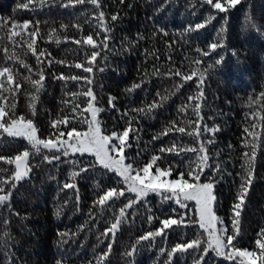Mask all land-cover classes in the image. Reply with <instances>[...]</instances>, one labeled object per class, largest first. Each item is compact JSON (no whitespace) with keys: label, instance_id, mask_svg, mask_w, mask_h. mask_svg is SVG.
Here are the masks:
<instances>
[{"label":"trees","instance_id":"obj_1","mask_svg":"<svg viewBox=\"0 0 264 264\" xmlns=\"http://www.w3.org/2000/svg\"><path fill=\"white\" fill-rule=\"evenodd\" d=\"M25 3H29V0H0V68L12 67L17 74L14 84L17 81L21 84L15 100L5 92L3 95L8 100H0V104L7 107L14 102L16 115L31 119L40 139L55 140L57 129L69 130L63 124L57 125V129L51 128L53 120L72 115L64 101L70 104L71 93L91 87L98 101L94 102L95 105L105 109L99 113L104 133H122L126 127L136 130L129 131L127 143L131 147L125 148L126 161L134 160L133 167L139 169L150 163L153 156L161 157L150 170L155 172L156 166L162 169L172 166L175 168L170 175L173 178H178L180 172L188 171L187 163L195 154L161 153L160 148L172 147L175 142L178 148L198 149L201 143L214 137V145H206L210 163L219 162L221 169L226 170L224 179L215 188V212L223 219L228 234L233 232L232 207L240 184L237 174L242 172L244 153H251L250 145L246 147L245 142L253 140L244 129L247 127L249 132L259 134L261 147L255 161V178L238 218L239 235L233 241L239 248L255 251L258 255L260 249L256 246V240L260 238V229L264 228V0H240L235 8L219 14L202 0H173L163 10H159L162 0H124L123 5L119 4V0H102V10L106 12L104 23L113 27L112 39L108 41L111 51H101L97 62L105 70L100 73L94 68L92 74H84L82 69L74 68L75 63L86 61L80 46L73 41L92 34L99 44L103 38L95 35L98 21L93 14V6L85 4L65 8L61 6V0H46L41 6L39 0H32L28 8L20 7ZM221 3L227 8V0H221ZM129 4L132 7H128ZM112 14L119 15L118 22L110 20ZM209 14L216 18L203 29L186 31L189 26L204 23ZM89 20L91 25L87 22ZM24 21L32 22L28 30L12 27L13 24L22 25ZM36 22H39V31L34 47L38 53L45 52L40 64L25 42L28 32L35 30L32 25ZM160 28L168 34L164 35ZM11 32L22 33L15 37V43L9 38ZM141 36L143 39L139 38ZM214 42L222 47L211 49L210 45ZM84 47L91 50V46ZM5 48L8 56L15 53L29 65L31 73L18 62L6 59ZM204 52L208 55H203ZM105 55L107 62L101 59ZM221 57L222 63L215 65L214 61ZM48 61H52L51 66ZM66 65H72L71 69ZM208 65L213 67L209 68ZM41 69L45 75V88L36 102L34 114L29 107L34 90L23 78L31 75L32 79H38ZM176 70L181 75H175ZM201 72H204V83L199 85ZM62 73L89 75L95 83L83 85L81 82L82 88L69 81L65 88L63 81L54 78V75ZM185 76H192V79L185 80ZM134 83L141 84V88L129 93L127 89ZM201 88L203 98L189 101L190 95L199 96ZM109 97L116 98L115 108L109 105ZM250 98L253 101L251 105ZM77 102L83 111L87 106L86 99L81 96ZM153 102L158 106L149 114L148 107ZM197 103L201 105L200 115L203 117L199 121L202 131L199 141L175 131L180 126H185L186 131L190 130L185 121L190 119L195 123L198 120L193 114ZM181 107H185L186 111L180 112ZM140 108H144L145 112L131 111ZM124 113L128 115L121 118ZM83 117L89 119V112H83ZM205 124L209 128L219 126L220 130L203 133ZM87 127V124H78L77 131L83 132ZM169 127L173 130L163 135ZM157 135L160 138L154 140L153 137ZM25 150L32 151L27 140L0 135V156L14 158ZM43 154L51 155L48 150L42 149L41 154L30 157V164L41 166L33 168L31 179L20 182L18 190H13L11 214L7 209L0 210L3 218L10 219L8 231L14 237L10 248L16 264H56L57 260H63L64 264H96L95 258L107 250L109 243H112L111 264H126L130 260H134L135 264H165L167 255L161 254L160 249L170 250L176 243L194 239L197 232L201 234L202 241L207 240L206 233L198 223L188 224L189 218L193 221L198 219L195 204L189 202L188 210H180L181 213L187 212L183 225L166 229V237L156 236L151 240V246L148 241H143L134 257H126V251L131 249L138 237L162 227L160 220L169 216L179 219V215L172 213V209L178 208V205L162 203L157 197H147V204L139 203L134 208L126 209L125 222L114 240L111 233L105 238L101 234L110 227L111 222H115L120 207L127 203L126 198L131 196L134 199V195L126 191L114 208L101 212V207L94 201L109 187H116V181L120 178L100 169L95 174L81 173L73 181L70 173L79 171L78 168H73L69 163L57 165L55 161L41 164ZM73 158L83 161L95 159L89 155H75L67 159ZM61 160L65 158L61 157ZM0 168L6 169L0 172V180L11 183L15 165L0 160ZM73 182L79 192L78 203L75 189L61 191L64 183ZM200 182H207L203 175ZM4 187L7 191L8 185ZM120 187L125 188V185ZM57 210L60 211L59 216L56 215ZM134 210L136 214L132 215ZM149 215L153 216L151 223L148 221ZM22 217L27 219L22 220ZM3 230L0 224V239H3ZM61 232H68L69 235L64 237L67 243L61 241ZM73 233H76L74 237ZM206 260L207 264H238L213 252H209ZM0 261H3L2 256ZM174 264H191V260L185 261L177 254Z\"/></svg>","mask_w":264,"mask_h":264},{"label":"snow or ice","instance_id":"obj_2","mask_svg":"<svg viewBox=\"0 0 264 264\" xmlns=\"http://www.w3.org/2000/svg\"><path fill=\"white\" fill-rule=\"evenodd\" d=\"M46 0H39V4L43 6ZM173 0H162L161 8L163 10L168 4L172 3ZM32 3V0H29V3L20 5L22 8H28L29 4ZM202 3L208 4L211 8L217 10V14L221 12H226L227 9L235 8L237 4L240 3V0H227V8L222 5L221 0H202ZM85 4H90L93 6V14L95 19L98 21V24L95 25L96 32L95 35L97 38L103 37L98 44L92 34L84 36L81 39H76L73 41L76 45L80 46V50L84 53V59L86 63L77 62L74 64L75 69H82L84 74H92L94 68L102 73L105 68L99 66L97 62V57L101 56V51L104 49H109L108 41L112 39L111 33L113 32V27L109 24L104 23L106 18V12L102 10V0H61V6L75 7L77 5L83 6ZM119 4L123 5L124 0H119ZM128 7H132L131 4ZM216 17L215 15L209 14L204 23L196 24L194 27L189 26L186 29L187 32L198 31L203 29L206 24L211 23ZM112 22L119 21L118 14H112L110 16ZM91 25V21H87ZM32 24L31 21H24L22 25L13 24L12 27H22L24 30H28ZM34 31L28 32V38L25 42L28 44V50L31 51L32 55L36 57L37 63L40 64L41 57L45 56V52H37L34 45H36V35L39 31V22L32 25ZM62 27L67 28V25H62ZM74 27H81L80 25H74ZM99 29H102L101 32ZM55 31V29H53ZM160 32H163L164 35L168 33L163 29H159ZM20 32H11L9 38L15 43V37L21 36ZM143 39V37H139ZM59 43V40H57ZM84 46H91V50ZM211 49L215 50L218 47H222L221 44L214 42L210 45ZM110 50V49H109ZM111 51V50H110ZM197 51H200L197 49ZM6 59L18 62L25 69L31 73V68L29 65L25 64L15 53L11 56H8V50L4 49ZM50 55V54H49ZM203 55H208L207 52H204ZM105 62H107V55L101 57ZM223 57L214 61L215 65H220L222 63ZM57 63H64L63 61H57ZM199 63V61H197ZM52 61H48V65L51 66ZM71 69L72 65H66ZM209 68L213 65H208ZM204 71H207L205 69ZM175 75H181L179 70H176ZM17 75L12 67H2L0 68V100L7 101L8 97L3 95V93H9L13 100H15L16 94L21 90V84L17 81L14 84V76ZM54 75V74H53ZM195 75V72L193 73ZM38 79H32L31 75L25 76L23 79L26 81L31 88L34 90L29 101V107L32 109L35 114L36 102L39 100L40 93L44 90L45 85V75L43 74V69L38 73ZM54 78L64 82L66 88L69 81L81 86L83 85H92L95 83L92 76L89 75H79L71 74L64 75L63 73ZM204 72L200 73L199 85L204 83ZM185 80H191L192 76H185ZM83 82V85L81 84ZM183 85H181L182 87ZM141 88V84L134 83L131 88L127 89L129 93L135 89ZM178 90V89H177ZM66 95L68 93L66 92ZM84 97L86 99L87 106L81 111L80 103L77 102L79 97ZM72 101L69 104L68 101H64L66 105L70 107L72 113L71 116L64 115L61 119L53 120L51 122V128L57 129V125L63 124L67 130H58V135H56L55 141L51 139H40L37 137V127L33 124L31 119H25L24 116H17L15 112L16 104L14 102L10 103L7 107L4 104H0V129L2 133H6L8 137H23L28 141V144L31 145L32 151L29 150L23 151L20 155H16L14 158H5L0 156V160H5L7 164L15 165V170L11 174V183L9 180H0V210L7 209L11 214L12 208L10 204L11 197L13 196V190H18V184L20 182H25L31 179L30 174H33V168L40 167L41 165H32L30 164V157L42 153V149L48 150L49 154H43L41 164L47 162L52 164L54 161L58 164L60 163H69L73 168H78L79 171H72L70 173V179L73 181L81 173H93L99 171L100 169L105 170L106 172L115 173L120 179L116 181V187H109L106 191H103L102 195H98L94 204H97L101 207V212L106 209H111L116 206L117 201L120 197L125 196V192L134 194V199L129 196L127 197V203L123 204V207L119 209V215L115 216V222L110 223V227L101 234L103 237L107 238L108 234H112L113 240L115 239L117 231L120 230L121 225L125 222V212L126 209L134 208L135 205L142 203L147 204V197L150 193H154L156 196L160 197L163 201H173L178 208H173L172 213L179 215V219H174L171 216L169 218L160 220L162 225L161 228L156 229L155 231H148L146 234L137 238L135 244L131 246L129 251H126L125 256L132 258L134 254L139 251L138 246H142L143 241H148L149 246H151V240L156 236L166 237V229H171L173 225L179 227L185 223L184 216L187 214L185 211L181 213L180 210H188V202H194L195 204V213L198 217L197 220L193 221L191 218L188 220V224L198 223L199 228L203 229L207 233V240L202 241L200 236L201 234L197 232L196 237L187 242L176 243L170 250L164 248L160 249L161 254L167 255V260L165 264H174V257L179 254V257L183 258L185 261L191 260V264H207L206 257L209 255V252L215 253L216 256L224 257L228 260H237L238 264H256L257 260L259 264H264V228L260 229L259 237L256 240V246L260 249L259 254L255 251H249L248 249H241L237 244H234L233 241L236 239V236L239 235V217L245 205L246 197L248 196L249 189L251 188L254 180L255 172V161L257 158V151L261 147V142L259 139V134L254 132H249V129L246 127L244 129L245 133L253 137L252 141H246L245 146L250 145L251 153H244V164L241 165L242 172L238 173L240 184L239 189L236 194V202L233 204L232 212L234 213L232 217L233 232L228 234V229L224 226V221L222 218L218 217L214 211V204L217 202V196L215 194L216 185L224 179V172L226 170L221 169L219 162L210 163L211 157L208 152L209 149L206 145H214L215 139L209 138L206 140V143H201L199 148H188V147H177V144L174 142L172 147H161L160 152L165 151L172 152L176 155H179L180 152H192L195 154V157L189 159L187 163L188 171L180 172L178 178L167 180L166 178L172 174L175 170L174 167L170 166L167 169H162L159 166L155 168V175L150 173V168L156 163L157 160H160L161 157L153 156L150 163L145 165L143 168H134L133 164L135 161L125 163V155L123 154L126 147H131L130 143H127L129 137V131L132 130L135 132V129H130L126 127L122 133L112 131L111 134H103L100 124L101 121L97 119L98 114L102 111H105L103 108L95 106L94 102H97V97L94 94L91 87H87L85 90L79 92L71 93ZM197 98H203V90L201 88L200 94L198 97L189 96L188 100L192 101ZM115 97H109L108 103L112 108H115L114 103ZM162 99H166L162 98ZM253 101L249 99V105ZM158 106L156 102H153L148 107V113L150 114L153 109ZM159 106H163L160 104ZM133 112L144 113L145 109H133ZM180 112H185L186 108L181 107ZM83 112H90L91 119L83 117ZM201 105L196 104L193 108V114L198 117V120L194 123L192 120L188 119L185 121V124L188 129L186 131L185 126L176 127L175 131L182 134L192 137L194 140L199 141L202 136V131L200 127V120H203V117L200 115ZM128 115L124 113L123 116ZM7 118V119H6ZM175 123V122H173ZM78 124H87L88 131L81 132L77 131ZM255 125H253V128ZM173 129L169 127L163 135H167L168 132H171ZM219 126L209 128L207 124L203 127V133L207 132H218ZM67 136L68 139H61L64 136ZM160 136H154L153 139H159ZM76 153H79L80 156H83L85 153H88L95 157L91 161H83L78 159H67L70 156H75ZM115 153V155H113ZM203 153V155L201 154ZM61 157H64L65 160H61ZM99 166V168H98ZM207 170V171H206ZM6 171V169L0 168V172ZM135 173V174H133ZM204 176L207 182L201 183V176ZM230 175V174H229ZM188 177L187 179L185 177ZM162 177L164 179H162ZM54 179V177H53ZM4 185H8V190L5 191ZM120 185H126V188L120 187ZM99 187V186H98ZM64 189H75L76 190V199L77 203L79 202V192L76 184L73 183H64L61 191ZM136 211L132 212V215H135ZM56 215H60V211L57 210ZM16 216H19V213H16ZM27 219V217H22ZM153 216H148V221L151 223ZM0 224L3 225V239H0V256L3 257V261H0V264H16L14 259V253L11 251L10 242L14 240V237L11 236L10 231V219L3 218L0 215ZM220 225V227H217ZM83 227V226H81ZM175 230V229H173ZM69 234L68 232H61L59 236L63 243L68 241L64 239ZM76 233H73L74 237ZM227 250V251H226ZM112 252V243H109L107 250L99 254L95 260L96 264H111L110 253ZM56 264H64L63 260H57ZM91 264V262H89ZM126 264H135L134 260L126 261Z\"/></svg>","mask_w":264,"mask_h":264},{"label":"rangeland","instance_id":"obj_3","mask_svg":"<svg viewBox=\"0 0 264 264\" xmlns=\"http://www.w3.org/2000/svg\"><path fill=\"white\" fill-rule=\"evenodd\" d=\"M96 106V105H95ZM97 107V106H96ZM89 115H90V117H89V120L91 119V113L89 112ZM97 119L99 120V114H98V117H97ZM100 127H101V125H100ZM101 130H102V128H101ZM0 131L2 132L3 130L2 129H0ZM86 131H88V127H87V129H85L83 132H86ZM102 132H103V130H102ZM4 134H6V133H4ZM103 134H106V133H104L103 132ZM106 135H109V134H106ZM37 137L39 138V133H38V130H37ZM16 138H18V139H24L23 137H16ZM61 139H68V138H61ZM26 140V139H25ZM53 141H55V140H53ZM46 150V149H45ZM124 155H125V153H123ZM75 155H80L79 153H76ZM84 155H89V156H92V155H90V154H88V153H85ZM113 155H115V153H113ZM94 157V156H93ZM125 163H128L127 161H126V159H125ZM150 171V173L152 174V175H155V172L154 171H152V170H149ZM115 174V173H114ZM133 174H135V173H133ZM162 179H164L163 177H162ZM167 180H171V179H176V178H173V177H171V176H168L167 178H166ZM125 188H126V185H125ZM134 195V194H133ZM148 197H157L161 202H162V200H161V198L160 197H158V196H156L154 193H150L149 194V196ZM191 202V201H190ZM162 203H174L173 201H163ZM189 203V202H188ZM194 203V202H193ZM175 204V203H174ZM214 211H215V204H214ZM216 213V212H215ZM217 215V214H216ZM218 216V215H217ZM219 217V216H218ZM224 226L226 227V225H225V223H224ZM217 227H220V225H217ZM206 235H207V233H206ZM227 251V250H226ZM211 252V251H210ZM219 257V256H218ZM224 258V257H223ZM230 261H233V262H236V263H238V259L237 260H230ZM256 264H259V261L257 260V262H256Z\"/></svg>","mask_w":264,"mask_h":264}]
</instances>
